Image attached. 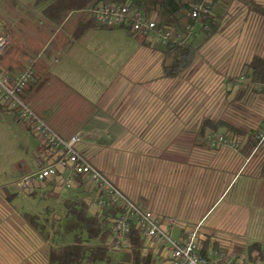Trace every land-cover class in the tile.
Returning <instances> with one entry per match:
<instances>
[{"label": "crops", "instance_id": "crops-1", "mask_svg": "<svg viewBox=\"0 0 264 264\" xmlns=\"http://www.w3.org/2000/svg\"><path fill=\"white\" fill-rule=\"evenodd\" d=\"M231 4L227 16L230 22L224 23L216 36L228 38L226 31L236 33L230 37L237 54L240 44L251 40L252 31L258 30L264 19L255 17L249 5L237 0ZM32 6L39 8L43 17L38 36L46 37L44 46L35 59L22 63L21 53L11 54V44L1 68L13 79L23 67L37 65L40 82H48L30 92L27 104L39 110V114L34 113L65 130L62 137H80L78 150L93 165L102 162V153L113 152L112 181L134 203L159 215L176 240H186L191 231L198 229L204 254L226 252L238 264H264L263 167L253 154L200 156V139L190 135L197 122L191 120L183 125L180 78L163 76L162 52L144 45L142 38L130 36L125 29L82 31L80 13L56 24L43 16L42 7ZM3 28L0 35L8 40L12 36L21 39L23 33L17 34L12 26L1 34L6 27ZM223 57L216 59L221 65L230 59ZM208 63L211 62L205 65ZM227 76L230 75L222 76L225 82ZM223 87L226 89L225 84ZM2 106L0 102L4 118L12 111ZM195 109L192 106L189 113ZM15 120L19 124L24 121L18 114ZM183 129L189 132L193 146L197 145L191 157L183 156ZM28 130L38 144H31L30 159L20 166L22 172L13 183L18 191L8 189L12 197L0 198V264H47L48 246H59L43 239L27 221L28 215L44 219L45 213L38 207L46 198L26 196L17 181L54 158L53 152L46 151L44 139L34 134L32 125ZM124 150L126 163L120 162V152ZM85 185L90 186L87 181ZM90 190L86 199L95 214L99 207L91 186ZM54 192L59 193L54 197L57 200L70 197L62 196L68 190L61 185ZM17 194L25 196V202L37 212L28 211L25 205L15 206ZM44 209L50 211L48 207ZM253 244L259 245L262 256L259 247L251 249ZM143 249L155 264H168L165 251L154 242L145 240Z\"/></svg>", "mask_w": 264, "mask_h": 264}, {"label": "trees", "instance_id": "trees-1", "mask_svg": "<svg viewBox=\"0 0 264 264\" xmlns=\"http://www.w3.org/2000/svg\"><path fill=\"white\" fill-rule=\"evenodd\" d=\"M232 1L210 0L208 5H210L211 14L202 16L197 21L191 19V11L194 4L200 3L201 0H34L33 5L42 7L43 16L56 24H60L71 14L80 13L82 31L89 30V28L99 30L125 29L130 36L142 38L144 45L147 44L160 50L163 56V76L176 79L182 78L195 65L198 52L203 45L215 37L223 24L228 22L227 16ZM102 4L127 5L129 8L141 12L144 17L153 19L159 29L175 31L178 35L171 36L166 44H154L147 39V36L135 35L130 29L123 26H101L97 23L96 18L87 11ZM249 4L255 17L260 20L264 19V9L259 6L255 7L252 3ZM10 47L4 56L0 57V69L2 71L1 67L5 57L9 55L8 52L12 48ZM27 67L33 68V79L24 91L25 95L22 96L26 103L29 102L31 91H37L48 82L47 80L40 82V78L34 71V64L23 67L21 72L25 71ZM247 69L249 71L247 78L250 79L251 83H245L246 86H241L234 98L237 103L251 92L254 94L264 92V56L254 55L247 65ZM3 73L9 75L7 70ZM8 77L10 78V75ZM236 79L237 77L234 76L231 80ZM221 129H224L227 138L236 139L239 142L240 147L237 153H243L247 157L253 154V157L258 159L263 167L261 171L264 170V141L262 143L257 139L260 131L249 125H233L222 118L205 117L198 128L200 141H205L204 144L210 146V138H215ZM44 147L46 151L51 152L50 146L46 143H44ZM75 180L72 189L66 188L64 178L59 177L38 183L35 185L36 187H32L30 190L32 192L27 193L26 191L28 196L37 197L39 191L42 190V185L48 183L51 186L61 185L70 194V197L63 203V215L59 218L50 219L46 216L42 219L39 215L27 216L28 223L38 235L46 241L52 243L55 241L56 245H59L54 247L50 244L48 246L47 264H155L150 255L144 254L143 248L146 239L135 225L132 226L128 234L130 239L128 248L125 250L115 248L113 243L116 235L113 220L118 217L121 211L112 207L109 210L99 208L95 214L91 213V208L86 199L88 192L85 182L87 180L82 176ZM7 190L5 189L8 198L12 197V194ZM50 190V193H53L54 188L52 187ZM52 195H55V192ZM48 222L51 223V228L48 227ZM53 230L55 236L51 238V231ZM256 247L259 245L253 244L251 249ZM259 249L260 256H262L261 248L259 247Z\"/></svg>", "mask_w": 264, "mask_h": 264}, {"label": "rangeland", "instance_id": "rangeland-1", "mask_svg": "<svg viewBox=\"0 0 264 264\" xmlns=\"http://www.w3.org/2000/svg\"><path fill=\"white\" fill-rule=\"evenodd\" d=\"M33 1L34 0H0V27H6H4L5 30L4 32H1V34H4L5 32L7 33L8 30L10 31V26H12V29L15 30L17 34L21 35L23 33L21 35V39L17 40L13 36V39H10L13 46L11 54L13 56H18L19 53H21L22 55L19 57V60L22 63L33 60V58L35 59L38 56V52L43 48V41L46 38L44 35L38 36V29L42 30L40 24L43 22V17L41 16L39 8L32 6ZM237 1L240 4L249 6H251L249 3H252L253 6H259L264 9V0ZM227 21L230 22V20ZM254 31L251 33V40H247L244 44H240L239 49L241 50L237 54L234 52L237 50V47L231 44L232 37H230L234 36L236 33L226 31L225 33L229 35L228 38H225L224 36L220 37L219 35L213 37L205 43L202 49L198 52L195 65L191 67L182 78H180L181 99L179 100L182 108L180 117L183 125H185L184 122L189 124L191 120H196L197 123H195V128H192V131H190V135L191 133L192 136L195 134L194 138H200L198 128L205 117L214 119L222 118L227 120L229 123L238 126L249 125L260 131L259 134L262 132L261 130L264 124V92L261 94H254L251 92L250 94H247L239 103L234 100L241 86H246L245 83H251L250 79L247 78V74H249L247 65L251 61V57L253 55L264 56V24L260 25L259 29ZM68 33L69 31L65 32L63 35L66 36ZM17 34L14 36H18ZM171 35L174 37L175 35L177 36L178 33L174 31L171 32ZM147 39L149 38L147 37ZM149 41L154 44L158 43L150 39ZM218 56L229 57L230 59H228L227 63L221 65L218 61H216ZM123 61L124 59L119 61V63ZM207 61H210L211 63H208L209 65H205ZM37 68L38 67L36 65L34 71H36V75L38 76ZM55 69H57V67H55ZM55 69L53 68V72H55ZM226 74H229L230 76H227L225 82L222 76H225ZM234 76L237 77V79L232 81L231 79ZM224 84L226 89L223 87ZM209 100L211 102L210 104ZM192 106L196 109L194 112H192V110L191 113H189V109ZM82 107L84 108L86 105ZM31 110L39 114V110L32 106ZM15 114H17V112L12 111L4 118L0 115V198H8L5 190H2L3 188L10 190L18 189L17 185L15 186L13 183H15L22 172L20 166L22 163H25L30 159V154L28 153H31V144H38V139L34 138L28 130V125L31 126V123L28 121H23L20 124L17 123V120H15ZM40 117L41 119L43 118V116ZM42 120L56 133L64 134L65 130L64 132L63 130H60V128L54 124L52 120H47L46 118ZM182 132L184 134L182 147L183 156L191 157V153L197 152V150H192L196 149L197 145L195 144L193 146L194 142L188 138L190 135L186 129H183ZM168 133L169 131H167L166 134ZM169 135L170 134H168V136ZM220 135L226 136L224 129H221L217 136ZM41 138L44 139L43 137ZM204 143L205 141H200L198 143L200 156L237 153V151H234L231 147L223 144L217 147H212L211 145H205ZM208 149L213 152L206 154ZM112 153L113 152L111 151L102 153L100 158L102 156H104V158L102 157L100 160H102L103 163H94L95 165H99L100 168H102V171L110 176V179L113 178L114 169L113 164H111ZM120 154H123V159L120 160V162L125 161L126 163L127 150L121 151ZM45 185H42V190L39 191L38 195L46 199L43 200L41 206L39 205L38 208L40 209L42 207L41 209L45 213V217L47 216L50 219H56L57 217L63 215L64 200H57L54 198V196H58L59 193H55V195H52L54 191H52L53 193H50V188H55L56 186H51L48 183H45ZM86 188L87 192L90 193V186L87 185ZM31 189L32 187L24 190L29 193L32 192L30 191ZM24 193L28 196L26 192ZM15 196H19V198L16 199L17 201L14 203L15 206L25 205L28 211L37 212L36 209H32L31 206L27 204L28 199L26 198V200L25 196H22L21 194H17ZM62 196L64 198H66V196H70L69 191L63 193ZM25 200L27 202H25ZM45 207H48L51 211L46 212L44 209ZM48 227L51 228V223L49 222ZM51 236H55L54 230L51 231Z\"/></svg>", "mask_w": 264, "mask_h": 264}, {"label": "built area", "instance_id": "built-area-1", "mask_svg": "<svg viewBox=\"0 0 264 264\" xmlns=\"http://www.w3.org/2000/svg\"><path fill=\"white\" fill-rule=\"evenodd\" d=\"M210 0H201L194 4L191 19L197 21L202 16L211 14ZM101 26H123L130 29L135 35L147 36L159 44H166L171 39L169 30L159 29L153 19L144 17L141 12L129 8L127 5L102 4L88 10ZM10 47V40L0 35V57ZM33 79V68L27 67L14 79L9 78L0 69V102L9 111L17 112L20 119L28 121L33 126L34 134L44 138V143L50 146L54 158L47 165L40 166L35 172L23 175L18 181L22 189L31 188L38 183L51 181L63 177L66 188L72 189L77 177H84L95 193L96 205L101 210L117 208L121 211L114 219L116 238L115 248L127 249L130 244L129 233L132 226L140 229L145 239L165 251L168 264H238L230 254H204L199 243V232L195 229L188 238L178 241L164 226V220L142 206L134 203L129 196L120 190L96 165L78 150L80 137H62L42 121L24 101L23 94ZM257 139L264 141V124ZM211 139V146L221 144L239 150V142L235 139L220 135Z\"/></svg>", "mask_w": 264, "mask_h": 264}]
</instances>
